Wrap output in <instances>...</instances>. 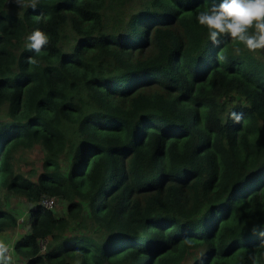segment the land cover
Wrapping results in <instances>:
<instances>
[{"label": "trees", "instance_id": "1", "mask_svg": "<svg viewBox=\"0 0 264 264\" xmlns=\"http://www.w3.org/2000/svg\"><path fill=\"white\" fill-rule=\"evenodd\" d=\"M30 2L0 0V235L18 225L6 195L29 205L17 261L264 264V50L209 41L196 15L219 0Z\"/></svg>", "mask_w": 264, "mask_h": 264}, {"label": "clouds", "instance_id": "2", "mask_svg": "<svg viewBox=\"0 0 264 264\" xmlns=\"http://www.w3.org/2000/svg\"><path fill=\"white\" fill-rule=\"evenodd\" d=\"M14 2L19 3V0ZM38 2L31 0L29 6L35 9ZM196 22L207 29L213 45H220L222 38L227 37L243 45L250 53L264 50V0H219L200 11ZM48 43V35L35 29L27 36L26 48L40 53ZM29 59L31 63H36L34 59ZM230 117L237 123L241 120V115L236 112L230 113ZM0 264H12L10 247L3 240H0Z\"/></svg>", "mask_w": 264, "mask_h": 264}, {"label": "rangeland", "instance_id": "3", "mask_svg": "<svg viewBox=\"0 0 264 264\" xmlns=\"http://www.w3.org/2000/svg\"><path fill=\"white\" fill-rule=\"evenodd\" d=\"M34 158L39 157L38 153H34ZM24 169V166H23ZM25 170V169H24ZM25 172V171H23ZM7 197L4 198L5 208L9 210L18 220L17 228H15L11 232H5L3 235H0V240L5 241L10 247V254L12 256V263L13 264H21L17 261L16 256L13 252V244L17 240L21 234L25 233L28 228V222L26 220L29 214V205L28 203L20 197H15L14 195H6ZM65 210L64 206L62 205L58 211L63 212Z\"/></svg>", "mask_w": 264, "mask_h": 264}, {"label": "built area", "instance_id": "4", "mask_svg": "<svg viewBox=\"0 0 264 264\" xmlns=\"http://www.w3.org/2000/svg\"><path fill=\"white\" fill-rule=\"evenodd\" d=\"M44 205H45L46 207H52V205H53V200H51V199H46V200L44 201Z\"/></svg>", "mask_w": 264, "mask_h": 264}]
</instances>
